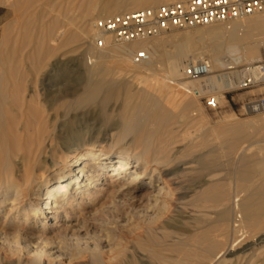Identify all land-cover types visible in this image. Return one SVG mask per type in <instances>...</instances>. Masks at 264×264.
Segmentation results:
<instances>
[{"label":"bare ground","instance_id":"6f19581e","mask_svg":"<svg viewBox=\"0 0 264 264\" xmlns=\"http://www.w3.org/2000/svg\"><path fill=\"white\" fill-rule=\"evenodd\" d=\"M38 1L40 0H0V3H9V6L13 9L14 13V20L9 23L7 27H2L0 31V212L5 211V218L3 219L4 221L0 225V245L1 248L7 250L9 249L11 253L17 254H14L15 256L19 255L20 259L25 256L27 262L24 261L23 264H44L45 258H48V260H46L48 261L47 264H72L73 254L80 253L81 255V252H84V250L93 251V253L100 251L98 248L99 246L97 247V245H90L87 248L85 247L83 249H76L75 247L80 244L78 239L76 240V244H78L76 246L74 244V240L69 241V239L73 236V232L90 223V216L92 217V215L105 209H111L117 206V199L112 202L110 201V199L113 198L112 196L119 197L122 194L128 193L125 190L133 185L140 184L147 187L149 189V195H147V198L149 199L150 203L148 202L149 204L143 206L136 204L128 205L122 218H115V220L121 219L120 221H124L122 224H131L138 221L139 224L141 222L147 225H154L165 221L164 214L171 210L170 207L172 206L171 200L169 199L172 198L176 194L175 191H177L174 187V185L177 184L174 179L176 178L174 177V173L177 171L173 169V164L171 163L172 160L170 158V154L172 152H168V154L170 153L168 156L165 152L166 149H164L166 148V145L163 146V149L161 148L162 146L159 148L151 141L153 139L150 138V140L146 135L147 133H141L143 132L142 128H138L137 126L139 124L141 125V123H147V121L150 122L151 120L154 122L160 121L156 117L157 111L160 108H176L177 105L175 106V104L173 105L171 102L162 103L159 100V98L162 96V93H167L166 90L168 89L166 87L168 84L165 83L164 79H162L164 80L162 81L164 84L161 82V84H155L154 87L152 86L154 82L151 83L152 85L150 86L148 81L145 83V85H143L142 88L133 90L130 86V78L125 75V77H120L118 76L119 73L117 74L118 77H116L115 71L118 69L119 71L122 70V72H132L131 74H134L138 68H143L146 72V70L148 71V69L152 67L156 60L158 62H165L167 67L166 74L168 81L176 84V86H178L177 88H179H176V90H180V93L173 95L175 96L174 99L177 101L182 98V94L193 93L194 96L198 97L206 93H218L232 88L236 85V78H238L240 72H224L222 74L210 76L207 79L189 82L187 81L185 83L177 84L178 82L175 81L183 77L182 70L184 64L187 61L190 59L198 61L204 58V53L192 45L190 37L187 36L185 38L188 43H184L183 46H176L175 48L173 47L174 49L172 50H165V48L162 50V45L158 43L156 44L154 51H152L148 46L149 44H144L141 40L127 44H118L117 46H112V44L107 47V51L104 50L100 53L95 52L94 49V54L89 57L91 60L90 64H92V66L86 67V72L88 74V80L86 81H90L89 84L94 86L92 87L94 90L91 88L92 92L89 93L88 91L90 89L87 91L86 87V91L81 96L79 95L80 97L78 96L79 99L77 98V100H67L64 101V103H61V106H65L66 108L65 112H59L56 110V114H53L50 112L53 106L56 107L57 102L61 101L62 99L66 100V98L73 93L72 89L69 87V85H67V82L71 81V79L66 83L63 81H58L57 88L50 89L58 91L59 93L54 97L51 95L52 92L49 93L47 97L49 102V110L45 111V109H43L42 105L40 104V97L38 95L39 92L37 93L35 91L36 87H28L27 85L29 74L31 72H35L37 75H41V77L45 78L53 74L54 77L48 86L55 80L61 78V76H65L64 74L68 75L70 72L68 73L67 70H71V66H69L67 62H62L61 59H58L56 62H54L55 64L52 65V74H41V71H43V67L48 65L47 63L52 58L56 57L59 52L65 48V46L75 41L80 42L81 40L84 41L83 43H85L87 37H89V34L92 33V35H96V30L94 28V20L93 22L91 21L89 26H87L89 28L85 27L87 23H84L83 19L82 22L80 21L81 24L76 25L75 28L71 27L74 24L69 19L60 21L58 18H56L50 20L46 24H43L40 21L46 15V6L45 4H39ZM124 1L125 0H90V2H93L94 4L93 5L91 3L93 5L92 9L94 11L98 5H100L98 17L103 16L104 13H109L110 15L119 13L121 14L122 12L120 7H122L121 3ZM133 1L136 2V0H132V2ZM161 2L162 0H138L136 4L139 5L137 7L140 8L158 5ZM47 8L51 9L50 7ZM132 9L133 8H130L128 11H131ZM48 12H50V10ZM86 13L89 17L88 10ZM82 15L85 14L83 13ZM87 16L85 15L86 18ZM249 17L250 16H248V19L243 18L232 21L230 27H215L212 30L209 29L210 32L208 34L210 35L209 39L211 40V42H209V53L212 69L216 67L231 70L243 64L250 65L264 60V13L254 14L251 15L250 18ZM22 19L26 20V26L22 28L20 27L21 29H18L16 33H13V28ZM204 37L205 36H203V39ZM78 38L79 41H77ZM108 42H110V40ZM88 45L90 46L89 43ZM140 50L149 51L151 59L146 63L136 64L133 62L131 57L133 53ZM110 56L117 58L116 65L111 63V60L109 59ZM129 61H131L133 65H130ZM146 64L149 67H145ZM74 65L78 66L77 64ZM63 68L64 70H61ZM87 84L88 83H86V85ZM28 88H30V90L28 95H26ZM123 95L124 102L122 104V114L119 124L121 125L122 135L109 144L110 148H105L98 141L92 143L85 142L80 146H73L74 144H71L74 138L73 136L79 135V129H82L84 124L87 123V121L83 122L81 119H79V115L76 114L73 117L70 116L67 118L71 111H75L78 108H84L91 102L93 105V101L95 102V100H99L101 107L99 114L102 116V118H100V122L105 124L112 118L111 117L109 119V112L107 111L108 103L112 100H118ZM217 99H219L218 96ZM61 106L59 105V107ZM63 116H66L64 120H62ZM59 120L62 121L58 123V128L55 129ZM187 122H189V120H187ZM170 123L171 122H169V124ZM163 126L165 125L163 124ZM151 127L149 126V129ZM169 133H172L171 130ZM130 134H133L134 136L128 140L127 137ZM164 134L166 135L167 133ZM170 136H172V134ZM154 140H157V138ZM163 143L165 144V142ZM245 149V151L249 150L247 147ZM260 153H263L261 158H259V160L256 162L254 161V165H246L245 167L243 166V168L240 169V173L244 174L259 172L258 174H264V152L261 151ZM254 155L255 153L253 152L245 154L243 159L247 160L248 157ZM199 158H201V161L202 157ZM185 169H187V167L183 166V168L181 167L178 170L182 171ZM252 185L254 184L252 183ZM242 186H244V184ZM248 189H250V183ZM248 189L247 191L237 192L233 196L230 195L231 193H217L218 195L215 196L217 202H225V204L222 203V205L223 207L227 208V211L234 212L233 222L232 224H228L231 228L229 229L232 230V232L240 234L239 237L246 236L252 230L254 231L255 228H259L261 230V228L264 226V192L254 191L255 189H253V187V191H249ZM102 194H104V196ZM205 195L209 196L208 194ZM194 196L192 195V197ZM200 196V202H203L205 197L203 194H200ZM175 197L176 196L173 198ZM202 198L204 200H202ZM97 200H101L102 202L96 208L94 207V203H96ZM210 200H214V198L212 197ZM195 202L197 203V201ZM211 202L213 203L214 201ZM204 204L206 205V203ZM222 205L220 207H222ZM187 206L188 205H186V208ZM223 207L222 209H224ZM198 210L189 212L190 217H196L199 213ZM227 211H225L223 214H226ZM106 219L108 222H111L110 218ZM222 222L223 221H221V223L219 222L218 224H220V226L222 224L223 227L225 223ZM228 224L225 226V230ZM205 228L204 231H207ZM51 229H57V232L63 234V238L65 239L62 240L64 241L58 242L55 241L54 238L52 240L44 235V231ZM211 229L212 228H210V230ZM215 229L219 228L216 226ZM215 229L212 230V232L216 231L217 234H219ZM220 230L222 231V229ZM206 231L204 234H209V232ZM255 231L257 230L255 229ZM70 232L72 234H70ZM211 234H215L217 237L216 233ZM199 235L201 236V231ZM203 236L204 235H202L201 238H203L202 240H204V242L202 240L201 241L202 243H205V247L211 249L212 247L217 246L215 242L217 239ZM208 236H210V234ZM207 238H211L212 240ZM219 238L221 237L219 236ZM223 240H225V238L222 239V241ZM238 240L239 238H236L230 247L226 245L227 248H224L225 251L223 248L219 252L217 251L218 253L215 255V258L219 259L225 253L236 255L234 252L235 242ZM79 241L81 240L79 239ZM107 245L109 247V251L107 250L109 254L112 252L113 248L117 247L115 244L114 247L110 248L112 243H109V240ZM200 245L201 244H199V246ZM251 246V244L245 247L243 246L244 248L241 250V252L244 253L248 251ZM197 251L200 253L201 250L198 249ZM210 251L215 252V250ZM116 252L119 253V251ZM161 253L162 251L160 254ZM109 254L107 255L109 256ZM164 255L165 254H163V257H165ZM75 256L76 255H74V258ZM156 256H158V254ZM195 256L196 254L194 255L195 260H197L196 257H203V255ZM109 257L110 258L107 257L108 261L111 262L120 260V257L117 260V255L115 254H112ZM124 258L123 261H126ZM212 258L213 257H211V259ZM199 259L200 258H198V260ZM182 260L183 259L181 258L178 263ZM203 260L205 261V259ZM20 262L21 261H19V264ZM172 262H174L173 264L177 263L174 258L170 263ZM211 262H213V259ZM98 263L99 262L97 261V264ZM182 263H184V261H182ZM109 264L112 263L109 262ZM253 264L255 263L253 262Z\"/></svg>","mask_w":264,"mask_h":264},{"label":"rangeland","instance_id":"374dc122","mask_svg":"<svg viewBox=\"0 0 264 264\" xmlns=\"http://www.w3.org/2000/svg\"><path fill=\"white\" fill-rule=\"evenodd\" d=\"M137 1L138 0H136V2ZM176 1H180V0H162V2L159 3L158 5L146 6V7H140L139 8V7H137L139 5H137L136 2H134V1L132 2V0H125L124 2L121 3L122 7H120L121 8L120 10L122 12L121 14H125V13L133 12V11H136L139 9L157 7L161 4H166V3H170V2H176ZM38 3L41 5L45 4L46 8L50 7L52 9L51 10L49 8H47V9L45 8L46 15H47V12L49 10H50V12H48L49 16L45 15V17L40 21L43 24H46L50 20H53L56 18H58V20H60V21H63L65 19H69L74 24L71 27L75 28L76 25L81 24L82 19H83V22L88 24V25L86 24L85 27L89 28L87 26H89L91 21L92 22H93V20L96 21L97 18L101 19V18H105V17L118 15V14L110 15L109 13H104L103 16L98 17L100 5H98V7L94 11L92 9V6L94 4H93V2H90V0H40V1H38ZM130 8H133L134 10L132 9L131 11H128V9H130ZM87 10H88L89 17L87 16V13H86ZM51 11H53V12H51ZM83 13L87 16V18L85 17V15H82ZM54 14H55V16H54ZM95 16H96V19H95ZM99 19H97V20H99ZM245 19H248V17ZM13 20H14V13H13V9L9 6V3L8 4L7 3H0V31H1L2 27L3 28L7 27V25L9 23H11ZM25 21H26L25 19H22L20 22H18V24H16L15 27L13 28V31H14L13 33H16L18 29L25 27L26 26ZM231 22L232 21L214 23L211 25L199 26V27H194V28L175 29V30L170 31L168 33L162 34L159 37L158 36L151 37V38L141 40V41H143L144 44H147V45L149 44L148 46L152 51H154V49L156 48L155 46L158 43H160L162 45V47H161L162 50H164V48H165V50H172L176 46H183L184 43L185 44L188 43L185 39L188 36V37H190V41H191L192 45L195 46L199 51L204 53V55H203L204 58L210 60V53H209L210 43L209 42H211V40L209 39L210 35L208 33L210 32V30L214 29L215 27H221V28L222 27H230ZM204 32H207V33H204ZM90 35H91V37H90ZM203 36H205L204 39H203ZM77 41H79V38ZM83 42L84 41H82V40L80 42L75 41V42L65 46V48L62 49L63 51L62 50L60 51L62 55L59 52V54L56 57L52 58L47 63L48 65L43 67V69H42L43 71H41V74L42 73L52 74V70H53L52 65L55 64L54 62H56L58 59H61L62 62H67L69 64V66H71L70 67L71 70H67L68 73L70 72L68 75L64 74L65 76H61V78H59L58 80H55L54 82H52L48 86V84L50 83V81L54 77L53 74L50 75L49 77H46V78L41 77V75H37V73H35V72H31L29 74L27 85H28V87L29 86L36 87L35 91L37 93L39 92L38 95L40 97V104L42 105V108L45 109V111L49 110V108H48L49 102H48V98H47L49 93L52 92L51 95L53 97L58 95V93H59L58 91L50 90V89L57 88L58 81H63L66 83L67 81H69L71 79V81H69L70 83L67 82V85H69V87L72 89L73 93L71 95H69L66 98V100L62 99L61 101L57 102L56 107L53 106V108L50 111L53 114H56V110L59 112H65L66 108H65V106L64 107L61 106V103L62 102L64 103V101H67V100H73V99L77 100V98L79 99V97L86 91L85 90L86 87H87V91H88V89H90L88 91L89 93L92 92L91 88L94 86L89 84L90 81L89 82L86 81V80H88V74L86 72V69H87L86 67L92 66V64H90L91 60L89 57L94 54L93 53L94 49H95V52L100 53L104 50L107 51L108 48L107 47L105 49L104 48H98L96 43H95V36L92 35V33L89 34V37H87V40L85 41V43H83ZM88 43L90 44V46L88 45ZM122 44H127V43H122ZM110 45H112V44H110ZM114 45L117 46L118 44H113L112 46H114ZM87 47H88V49H87ZM92 48H93V50H92ZM101 49H103V50H101ZM109 59L111 60L112 64L116 65V61H117L116 57L110 56ZM93 60H94V58H93ZM189 61L193 62L194 60L190 59ZM129 63H130V65H133L131 61H129ZM74 64H77L78 66H75ZM246 66L247 65L243 64V65H240V66L236 67L235 69H231V70L215 67L214 69H212L213 70L212 76L216 75V74H220V73L222 74L224 72H232V71H239L240 72V70L245 68ZM145 67H149V66L146 64ZM166 68L167 67H166L165 62H160V61L158 62L156 60L153 63L152 67H150V69H148V71L146 70V72H145V69H143V68L142 69L138 68L136 70V73H134V74H131L132 72H124V71L122 72V70L119 71L117 69V71H115L116 72L115 76L116 77H118V76L123 77L125 75V76L129 77L131 80L130 86H131V89H133V90L142 88L143 85H145V83L148 81L150 83V86L152 85L151 83L154 82L152 85L154 87H155V84L156 85L161 84V82L164 80H165V83L168 84L166 87L168 89V90H166L167 93L166 92H164V94L162 93V96L160 98L158 96V98L162 103L171 102V103H173V105L174 104H175V106L177 105L176 108L175 107H173L174 109H172V107H171V109H167L164 107H163L164 109L160 108L158 110L159 112L157 111L156 117L158 120H160L162 122H160V121L154 122L151 120L150 122L147 121V123H141L142 126L140 124L137 126H138V128H142L143 132H141V133H144V132H145L144 134L147 133L146 135L148 136V138L149 139L152 138L153 140H151V139L150 140L154 144H156L159 148L162 146L161 148L163 149V146L166 145V148H164V149H166L165 152L167 153L168 156L170 154V153L168 154V152H172L170 154L171 155L170 158L172 160L171 163L173 164V169L175 171H177L176 173H174V177H176L174 179H175V182H177V184L174 185L175 189L177 190V191H175L176 194L174 196H176L177 198L175 197L176 198L175 199V198H173L174 197L173 196L172 198L169 199V200H171L172 206L170 207L171 210L167 211L166 214H164V220H165V221L163 220L164 222H161L160 224L159 223L154 224L155 226L143 224L140 222V224H141V226H140L139 222L137 221L138 225H137V222H133V223H131L132 224V226H131L130 223L127 224L126 222H125L126 224L123 223L124 224L123 225L122 222H124V221H120L121 219L115 220V218H122L123 214L125 213V209L127 208L128 205L136 204V205L143 206V205L149 204L150 201L147 198V195H149V192H148L149 189L145 186L137 184V185H133V186H130L129 188H127L125 191H127L128 193H126V194H122L119 197L118 196H112L113 198H111V199L109 198V199L111 202L115 201L117 199L116 205L117 204L118 205L115 206L116 208L114 207L111 209H105L99 213L92 215V217L90 216V218H89L90 223L88 225L84 226L83 228L77 229L75 232H73V236L69 239V241L74 240L75 246L78 245V244H76V242H77L76 240L78 239V242H80V244L75 247L76 249H80V248L83 249L85 247L87 248L90 245L91 246L97 245V247L99 246L98 248L100 249V251L93 253V251H87V250L85 251L84 250V252H81V255H80V253L79 254H73V263L72 264H97V261L99 262L98 264H109V262L112 264H113V262H114V264L117 262H118L117 264H120V262H121V264L123 262H125L123 264H128V263L129 264H168L171 261H173V258L177 261V263H175V264H179V263L181 264L182 261H184V263H182V264H237V263L238 264H249V263L253 264V262L255 264H264V254H263V252H264V250H263L264 249V226L262 228L260 227L262 231L259 228H258L259 230L257 228H255L257 231H255V229H254V231L252 230L253 232L251 231L252 233L250 232L246 236L239 237L240 234L232 232V230H230L231 228L229 226V224L230 223L232 224V222H233L234 212L227 211V208L223 207V205H222V203L225 204V202H222V203L217 202V199L215 197L216 195H218L217 193H219V194L220 193L221 194H225V193L230 194L231 193L230 195L233 196L237 192L247 191V189L249 188V183H250V189H248L249 191L250 190L253 191L252 190V187H253V189H255L254 191L264 192L263 191L264 190V177H263L264 174L263 173H261V174H258L259 172L244 173V174L240 173V169H242L243 166L245 167L246 165H248V166L254 165V163L257 160H259V158H261V156L263 154L260 152L261 151L264 152L263 151L264 150V131H263L264 130V118L262 116H259V115L243 116V115L239 114V109H240L241 103L247 99H250V98L258 95L261 92V89L260 88H254V89H250V90L239 91L236 89V85H235L232 88L226 89L222 92H218V93L212 92V94L215 97H217V96L219 97V99H218L219 104L215 108H212V107L207 105V97L209 96V94H207V93L200 95L198 97L194 96L193 93L182 94V98L179 99L181 101H179V100L177 101L174 99L175 96H173V95L180 93L179 92L180 90H176V88L178 86H176V84H173L170 81H168L167 74H166ZM61 70H64V68ZM128 73L132 76H130ZM117 74H118V76H117ZM72 75H73V77H72ZM162 79H164V80H162ZM158 81H160V82H158ZM187 81L189 82V81H196V80L181 77V79L179 78L175 82H178L177 84H179V83H185ZM85 82L88 84L86 85ZM29 83H30V85H29ZM162 84H164V82H162ZM177 89H179V88H177ZM29 90H30V88H28L26 95H28ZM42 90H44V91H42ZM92 90H94V88H92ZM46 101H47V103H46ZM98 101H96V100H95V102L93 101V103H94L93 105L91 102V103H89V105H86L84 108H78L75 111H71L69 113V115L67 116V118L70 116L73 117L76 114V115H79V119H81L83 122L87 121V123L84 124L83 128L79 129V131H78L79 135L73 136L74 138H73L72 143H71L72 145L74 144L73 146H75V145L80 146L85 142L86 143H92V142L98 141L99 143H101L102 146H104L105 148L108 149V148H110L109 144L113 140L117 139L118 137H120L122 135L121 125H119V124H120V120H121L122 104L124 102V95L121 96L118 100H112L108 103L107 111L109 112V119L111 117L112 118L105 124H102L100 122V120H101L100 118H102V116H100V114H99L101 111V107H100V101L99 102ZM180 103H183V104H180ZM44 104H46V105H44ZM58 104L62 107V109H61V107H59ZM175 110H177V111H175ZM161 115H162V117H161ZM65 118H66V116H63L62 120H64ZM169 118H171V119H169ZM187 120H189V122H187ZM61 121L59 120V122H57V126L55 127V129L58 128V123H60ZM169 122H171L170 124H172V125H170ZM150 123L152 124V127H151ZM153 123H155V124H153ZM163 124L165 126H163ZM167 125H169V126H167ZM258 125H260V126H258ZM149 126L151 127L150 129H149ZM161 126H162V128H161ZM166 127H168L169 129ZM158 129L160 130V133H159ZM168 130H169V132L171 130L172 136H170L171 134L168 132ZM172 130H174V131H172ZM164 133H167V134L165 135ZM161 134H164V135H161ZM133 136H134L133 134H130V135H128L127 139L129 140ZM156 138H157V140H154ZM166 139L167 140L170 139V140L167 141ZM156 141H158V142L155 143ZM166 141H167V144H166ZM163 142H165V144ZM252 145H253V147H252ZM246 147L249 150L245 151ZM259 148H260V150H259ZM242 150H244V151H242ZM248 152L249 153L253 152V153H255V155L248 157L247 160H244L243 157L245 156V154H249ZM199 155H201V156H199ZM203 155H205V156H203ZM199 157H202L201 161H200L201 158H199ZM185 163H188V164H185ZM183 166L187 167V169L182 170V171L178 170L181 167L183 168ZM195 172H197V173H195ZM248 181H249V183H248ZM252 183L254 185H252ZM243 184H244V186H242ZM251 185H252V187H251ZM219 186H221L222 188ZM247 186H248V188H247ZM202 188H204L205 190ZM245 188H247V189H245ZM214 189H216V190H214ZM229 191H232V192H229ZM206 192H208V193H206ZM200 194L201 195L203 194V196L205 197L204 198L205 200L202 198V200H204L205 202L204 201L200 202L201 201ZM205 194H208L210 197L205 195ZM102 195L104 196V194H102ZM192 195L193 196L195 195V196L192 197ZM212 197L214 198V200H210V199H212ZM174 199L176 200V203H175ZM195 201H197V203ZM206 201H208V202H206ZM211 201H214V202L216 201V202L215 203L213 202L214 203L213 204ZM101 202H102L101 200H97L96 203H99V204L94 203L95 204L94 207L97 208ZM194 203H195V205H194ZM200 203H202V204H200ZM204 203H206V205ZM216 203H217V205H216ZM218 203H219V205L221 204L224 209H222V207H220L221 205L219 206ZM228 203H229V201H228ZM186 205H188L187 208H186ZM206 207H208L209 209ZM197 210L199 211L198 215L202 216V217H199L198 215L196 217H190L189 212L197 211ZM225 211H227L226 214H223ZM167 216H168V218H167ZM220 217H222V218H220ZM4 218H5V211H1L0 212V225L3 223ZM106 218H110L111 222L110 221L108 222V220ZM100 219H104V220H100ZM103 221H105V222H103ZM209 221H211V222H209ZM221 221H223L225 223V225L223 224L224 225L223 227H222V224H221V226H220V224H218L219 222L221 223ZM226 223L227 224L229 223L228 224L229 227L227 226L226 230H225L224 228L227 225ZM133 224H136V225H133ZM214 226H215V228L217 226V228H219V229H215ZM204 228L207 229V231L206 230L205 231L209 232L210 236H208L209 235L208 233L204 234L205 233ZM210 228H212V229L210 230ZM214 229L217 230L219 234H217L216 231L212 232V230H214ZM220 229H222V231ZM200 231H201V236L199 235ZM225 231H227V232H225ZM44 232H45L44 235L49 237V239L53 240V238H54V240L58 241V242L64 241L62 239H65V238H63V234L57 232V229H53V230L51 229V230L44 231ZM211 233H216L217 237L215 236V234H211ZM70 234H72V233L70 232ZM220 234L221 235L223 234V235L221 236ZM202 235L207 236V237H211L212 239H217L221 243H219L217 240H215L216 245H217V246L215 245L216 247H212L211 249L208 247H205V245H204L205 243H202V241L204 242V240H202L203 238H201ZM235 235H237V236H235ZM163 236H165V237H163ZM219 236L222 239L225 238L226 241L223 240L224 241L223 242L222 239L219 238ZM250 237H252V238H250ZM253 237H255V238H253ZM196 238H197V240H196ZM211 238H207V239H211ZM236 238L237 239L239 238V240L237 242H235V251L234 252L236 253V255L235 254L231 255L230 253H227V254L225 253L222 257H220L219 259H216L215 255L222 248H223V250H224V248H227L226 245L230 247L232 242ZM79 239L81 241H79ZM111 239H113V240H111ZM188 239H189V241H188ZM108 240H109V243H112L110 248L114 247L115 244H116L115 246H117L116 248H113V250H112V252H110V254L108 252L109 251L108 250L109 247L107 245ZM193 240H195V241H193ZM196 242H198V243H196ZM117 244L118 245L120 244L119 247ZM199 244H201V245L199 246ZM218 244H220V245H218ZM249 244L252 245L251 248L248 251L242 253L241 250ZM202 246H204V247H202ZM148 247H151L153 249L148 248ZM196 247H197V249H196ZM219 247H221V248H219ZM0 248H1V245H0ZM3 249L4 248L0 249L1 250V252H0V264H19V261H21L20 264H23L24 261L27 262V260L25 259V256L23 258L21 257L22 259H20L19 255L15 256L17 254L11 253V251L9 249L8 250L4 249V251H3ZM198 249L201 250L200 253H199V251H197ZM258 249H260V250H258ZM121 250H124V251H121ZM210 250H215V252L210 251ZM116 251H119V253ZM161 251H162V253L160 254ZM202 253H204V254H202ZM107 254H109V256H111L112 254H115V255H117V260L119 259V257H120V260H118L116 262L115 261H112V262L108 261V258H110V257ZM118 254H120L121 256ZM157 254H158V256H156ZM163 254H165L164 255L165 257H163ZM185 254H186V256H185ZM195 254H196V256H202L203 255L204 258L195 256L197 259V260H195V258H194ZM74 255H76L75 258H74ZM126 255H127V257H126ZM153 256L155 257V259ZM124 257H126V258H124ZM211 257H213L212 258L213 262H211L212 261ZM123 258L126 259V261L125 260L123 261ZM181 258L183 260L178 263V261L181 260ZM198 258H200L199 260H201V261H199ZM202 258L205 259V261ZM222 258L224 259V261ZM210 259H211V261H210ZM226 259H228V260H226ZM46 260H48V258L44 259V264H47L48 261H46ZM231 260H232V262H231ZM250 260H252V261H250ZM174 262H172L170 264H173ZM187 262H191V263H187Z\"/></svg>","mask_w":264,"mask_h":264},{"label":"built area","instance_id":"2783aa9c","mask_svg":"<svg viewBox=\"0 0 264 264\" xmlns=\"http://www.w3.org/2000/svg\"><path fill=\"white\" fill-rule=\"evenodd\" d=\"M263 13L264 0H180L94 21L95 43L98 48H106L110 44L145 40L175 29L229 22ZM131 58L134 63L143 64L151 59V55L147 50H140L133 53ZM182 73L184 78L203 80L212 76L213 70L210 60L202 58L186 62ZM236 81L239 91L261 89L258 95L241 103L239 114L264 118V60L241 69ZM207 94V105L217 107V97L212 93Z\"/></svg>","mask_w":264,"mask_h":264}]
</instances>
